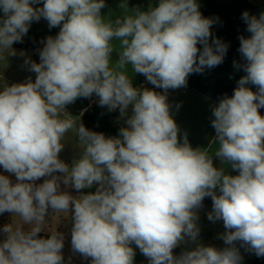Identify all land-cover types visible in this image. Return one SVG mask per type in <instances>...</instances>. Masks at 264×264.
<instances>
[{
    "label": "clouds",
    "instance_id": "9594fccd",
    "mask_svg": "<svg viewBox=\"0 0 264 264\" xmlns=\"http://www.w3.org/2000/svg\"><path fill=\"white\" fill-rule=\"evenodd\" d=\"M40 2L0 0V59L15 54L34 21L60 27L39 63L25 61L34 81L0 86V167L15 176L0 174V215L12 214L0 228V264H64V235L45 229L49 209L70 215L71 248L91 264H134L136 248L149 264H241L237 242L264 257V12L242 14L251 35L239 37L244 63H233L245 75L212 109L215 138L201 149L187 134L181 142L167 102L169 89L220 65L228 49L197 0H158L147 11L122 0L114 20L101 15L105 0ZM129 67L163 91L135 87ZM93 96L126 118L118 136L66 111ZM70 132L81 149L71 166L59 158ZM213 155L238 174L214 166ZM61 182L95 191L73 196ZM206 197L208 220L223 222V248L197 240ZM188 241L195 247L175 255Z\"/></svg>",
    "mask_w": 264,
    "mask_h": 264
},
{
    "label": "rangeland",
    "instance_id": "374dc122",
    "mask_svg": "<svg viewBox=\"0 0 264 264\" xmlns=\"http://www.w3.org/2000/svg\"><path fill=\"white\" fill-rule=\"evenodd\" d=\"M256 3L264 5V0H249ZM122 0H105V7L101 9V15L108 19L114 20L116 17L120 16L123 12L120 8ZM158 4V0H127V6L129 10H134L139 8L141 11H147L150 6H155ZM56 28V27H54ZM54 28H49L47 21L41 18L38 22L34 21L28 33L23 37L25 40H30L32 37L39 35L38 48L40 50L44 46V41L48 36L55 37L57 32H51ZM113 43L118 46L119 42L114 40ZM13 49V48H12ZM27 52L24 49H13L14 55H8L5 53V59H0V86L3 84L12 85L14 83L26 82L29 77L34 81L35 73L29 71L28 65L25 64L26 60H31L35 55L36 51ZM113 62L118 59L117 53L114 51L112 55ZM129 75L132 80L137 77V73H133L131 68L128 69ZM138 88H148L153 89L157 92H162V89L154 88L147 80L143 85ZM89 107L88 110L91 111L93 108L99 106L98 97L88 98ZM167 102L170 105V114L173 116L175 122L177 123L180 132L179 137L181 142L183 137L187 134L188 141L193 148L208 149L213 143L215 138V130L211 126V121L214 119L212 115V109L218 105V103L206 98L205 96L187 89L186 87H181L178 89H169L167 93ZM179 105V107H177ZM66 111L78 122H80V115L84 111H77L73 104L66 106ZM114 111L118 112V115L111 118V122L119 128L125 127V119L121 118L119 109ZM112 111V112H114ZM131 113V108L129 109V115ZM215 145H213V149ZM81 149L78 146V140L73 135L72 132L68 133L65 138L64 148L59 154V158L66 164L71 166L72 162L78 158ZM214 166L225 167V170L231 174L236 175L235 171H232L230 166H225L221 164V161L216 159L213 155ZM0 174L9 175L11 180L15 182V176L11 175L0 167ZM55 175H61L56 173ZM44 178L36 181L37 184L42 183ZM61 190L67 191L73 196L81 195V192H77L70 185H64L61 182ZM212 210V205L201 207L197 210L198 221L197 225L200 228L199 236L197 238L198 242L206 246H214L217 248H223L226 245L223 240L219 238V235L225 231L222 221L212 222L209 221L207 216ZM11 213L5 212L0 215V228L5 224L11 222ZM45 229L48 232L57 230L62 233L65 237L64 248L62 250L64 256V264H91V260L83 258L80 254L74 253L71 248V219L70 215L67 217L66 214L55 215L51 209H49L48 217L46 218ZM45 233V232H42ZM3 239V234L0 233V240ZM195 247V244L188 241L179 248L183 250H191ZM236 247L239 249L240 255L242 257L241 264H253L257 261L258 257L253 252L247 250L246 246H241L237 242ZM143 264H149L148 259H145Z\"/></svg>",
    "mask_w": 264,
    "mask_h": 264
},
{
    "label": "trees",
    "instance_id": "16d2710c",
    "mask_svg": "<svg viewBox=\"0 0 264 264\" xmlns=\"http://www.w3.org/2000/svg\"><path fill=\"white\" fill-rule=\"evenodd\" d=\"M199 4V10L201 14L206 18H211L214 23L211 27L212 38H219L223 43L228 45L226 55L223 62L211 69H205L203 73H194L187 78V89L193 90L206 98L219 104L220 100L225 96H232L234 89L237 87L238 80L245 75L242 68L237 69L234 67V61L243 64L244 61L238 51L241 35L246 38L251 35L246 29L247 24L242 19L243 12L247 11L249 15L259 16L261 12H264V5L249 0H197ZM43 0L35 7H41ZM60 27H56L51 32H57ZM40 36L36 35L30 40L23 42H17L12 45L13 49H24L27 52L37 50L38 40ZM211 43V39L209 41ZM202 49V45H198ZM32 61L39 63V50L36 51L32 58ZM146 78L138 74L137 77L132 80L135 87L143 85ZM253 91H256L255 86L249 85ZM77 111H84L80 115V122H82L86 128L95 132H102L105 136L116 137L119 135V127L115 126L111 122V118L118 115L117 111H109L107 107L97 106L91 111L88 110L89 101L88 98H80L73 103ZM260 114L264 116V108L260 109ZM95 191L93 189L82 190V194ZM212 205L210 197H206L203 201V206ZM47 233H40L41 237H47ZM135 247V246H133ZM183 249L177 247L174 249V254L179 255ZM134 264H141L145 260V257L140 253L139 249H135ZM264 257L258 258L253 264H261Z\"/></svg>",
    "mask_w": 264,
    "mask_h": 264
},
{
    "label": "water",
    "instance_id": "95a60500",
    "mask_svg": "<svg viewBox=\"0 0 264 264\" xmlns=\"http://www.w3.org/2000/svg\"><path fill=\"white\" fill-rule=\"evenodd\" d=\"M261 264H264V259H263V261L261 262Z\"/></svg>",
    "mask_w": 264,
    "mask_h": 264
},
{
    "label": "crops",
    "instance_id": "0c3cea01",
    "mask_svg": "<svg viewBox=\"0 0 264 264\" xmlns=\"http://www.w3.org/2000/svg\"><path fill=\"white\" fill-rule=\"evenodd\" d=\"M146 259V258H145ZM145 262V260L143 261V263ZM143 263H141V264H143Z\"/></svg>",
    "mask_w": 264,
    "mask_h": 264
}]
</instances>
